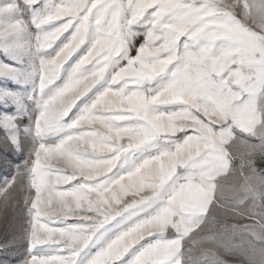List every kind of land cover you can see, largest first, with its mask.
<instances>
[{
    "label": "snow or ice",
    "instance_id": "6c2138e0",
    "mask_svg": "<svg viewBox=\"0 0 264 264\" xmlns=\"http://www.w3.org/2000/svg\"><path fill=\"white\" fill-rule=\"evenodd\" d=\"M0 57V264H264V0H2Z\"/></svg>",
    "mask_w": 264,
    "mask_h": 264
},
{
    "label": "rangeland",
    "instance_id": "374dc122",
    "mask_svg": "<svg viewBox=\"0 0 264 264\" xmlns=\"http://www.w3.org/2000/svg\"><path fill=\"white\" fill-rule=\"evenodd\" d=\"M0 2H2V0H0ZM0 59H2V57H0ZM0 85H6L8 87H17V85H14L12 84L11 82H8V81H2L0 80ZM10 170H5L3 172H0V178H6L8 173H9ZM22 223V221H21ZM17 227H19V225H17ZM13 259H16V257H14Z\"/></svg>",
    "mask_w": 264,
    "mask_h": 264
}]
</instances>
